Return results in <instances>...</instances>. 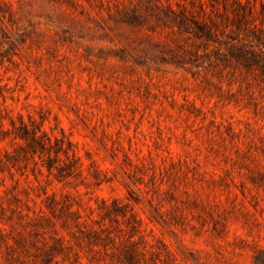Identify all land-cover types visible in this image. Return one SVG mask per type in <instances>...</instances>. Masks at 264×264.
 <instances>
[{
	"label": "rangeland",
	"instance_id": "rangeland-1",
	"mask_svg": "<svg viewBox=\"0 0 264 264\" xmlns=\"http://www.w3.org/2000/svg\"><path fill=\"white\" fill-rule=\"evenodd\" d=\"M0 264H264V0H0Z\"/></svg>",
	"mask_w": 264,
	"mask_h": 264
}]
</instances>
